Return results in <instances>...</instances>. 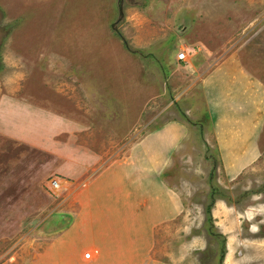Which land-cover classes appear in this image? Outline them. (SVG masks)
<instances>
[{
    "label": "rangeland",
    "instance_id": "374dc122",
    "mask_svg": "<svg viewBox=\"0 0 264 264\" xmlns=\"http://www.w3.org/2000/svg\"><path fill=\"white\" fill-rule=\"evenodd\" d=\"M237 49L264 80V0H0V110L7 97L34 111L13 127L2 126L0 112V264H45L43 252L78 213L64 190L77 184H65L62 166L75 167L87 188L177 120L187 136L162 179L185 211L157 227L153 257L264 264V126L256 162L230 180L203 85Z\"/></svg>",
    "mask_w": 264,
    "mask_h": 264
},
{
    "label": "crops",
    "instance_id": "0c3cea01",
    "mask_svg": "<svg viewBox=\"0 0 264 264\" xmlns=\"http://www.w3.org/2000/svg\"><path fill=\"white\" fill-rule=\"evenodd\" d=\"M138 43L142 49L148 46ZM249 60L251 56L245 59L238 49L229 52L212 67L203 84L214 139L230 180L256 162L258 131L264 126V80ZM4 100L9 107L0 110L5 120L2 126L13 127L15 118L24 122V117L34 112L27 105H23L20 112L16 110L19 103L14 99L5 97ZM64 122L62 120L59 127L67 126ZM82 125L85 124L72 122V127ZM24 126L29 127V123ZM162 127L149 138L154 140L152 150L148 147L149 139L135 145L128 158L101 171L87 188L80 189L83 187L75 182L78 179L75 167L72 172L61 167L65 184H77L72 190L64 189L68 191L65 198L76 199L79 208L72 222L58 234L64 235L54 238L47 254L43 252V261L47 264H176L173 254L167 253L168 261H165L155 259L153 253L157 227L178 220L185 211L178 195L166 186L161 175L170 169L168 160L186 138L187 129L179 120ZM173 128L179 134L176 140ZM240 159L247 160L248 164L239 167ZM98 161L99 158L96 164ZM82 226L86 227L82 229ZM230 243L229 239V253ZM90 251L93 256L86 259L85 253Z\"/></svg>",
    "mask_w": 264,
    "mask_h": 264
},
{
    "label": "trees",
    "instance_id": "16d2710c",
    "mask_svg": "<svg viewBox=\"0 0 264 264\" xmlns=\"http://www.w3.org/2000/svg\"><path fill=\"white\" fill-rule=\"evenodd\" d=\"M162 177L165 178V177H166L165 174L162 175ZM213 189H214V188H212V190H211V192H210V196H211V198H212V202L210 203V205H209L208 207H206V210H205V211H206V224H205V226L207 225V227H208V231H209L210 229H212V231H214V226H213V223H212L211 210H212L213 200L216 198V195H215V191H213ZM215 231H216V230H215ZM215 236L221 238V236L218 235V233H216ZM221 245H222V247H221V249H220V251H221V252H220V253H221V258H220V260H221L222 258H224L225 254H226V246H225V240H224V239L221 240ZM222 260H223V259H222Z\"/></svg>",
    "mask_w": 264,
    "mask_h": 264
},
{
    "label": "built area",
    "instance_id": "2783aa9c",
    "mask_svg": "<svg viewBox=\"0 0 264 264\" xmlns=\"http://www.w3.org/2000/svg\"><path fill=\"white\" fill-rule=\"evenodd\" d=\"M185 58H186V54H185L184 52H181V53L178 55V59H179V61H184ZM51 186H52L53 188L58 189V188H60V183H58V181H55V180H54V181L51 182ZM92 256H93V253H92L91 251L85 253V258H86V259H90Z\"/></svg>",
    "mask_w": 264,
    "mask_h": 264
},
{
    "label": "water",
    "instance_id": "95a60500",
    "mask_svg": "<svg viewBox=\"0 0 264 264\" xmlns=\"http://www.w3.org/2000/svg\"><path fill=\"white\" fill-rule=\"evenodd\" d=\"M121 12H122V8H121Z\"/></svg>",
    "mask_w": 264,
    "mask_h": 264
}]
</instances>
